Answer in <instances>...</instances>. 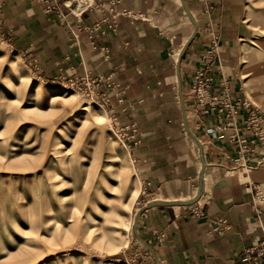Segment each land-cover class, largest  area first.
<instances>
[{
	"label": "crops",
	"instance_id": "1",
	"mask_svg": "<svg viewBox=\"0 0 264 264\" xmlns=\"http://www.w3.org/2000/svg\"><path fill=\"white\" fill-rule=\"evenodd\" d=\"M186 2L199 31L183 56L181 74L188 122L204 146V191L191 204L145 209L139 232L163 264H242L245 248L264 235V198L257 195L264 196V143L247 129V109L230 124L217 108L204 112L192 91L194 74L218 29L222 51L209 71L214 87L223 93L228 84L234 95L243 94L228 30L239 8L227 7L228 0ZM61 3L64 12L49 9L45 0H5L1 28L42 78L89 75L106 81L99 84L110 112L135 134L129 145L145 196L142 206L194 198L202 159L198 142L184 125L177 65L195 25L183 1L94 0L93 9L78 12ZM209 21L214 29L207 28ZM215 126L221 127L216 134L210 131ZM234 134L255 142V150L242 161ZM158 231L164 232L161 241Z\"/></svg>",
	"mask_w": 264,
	"mask_h": 264
},
{
	"label": "rangeland",
	"instance_id": "2",
	"mask_svg": "<svg viewBox=\"0 0 264 264\" xmlns=\"http://www.w3.org/2000/svg\"><path fill=\"white\" fill-rule=\"evenodd\" d=\"M84 1L50 0L61 12V2L70 12L94 4ZM227 5L239 8L228 27L239 91L264 127V0ZM70 79L42 78L0 24V264H159L130 232L145 199L140 192L128 202L139 187L135 134ZM64 90L70 94L54 99ZM83 104L92 110L81 111Z\"/></svg>",
	"mask_w": 264,
	"mask_h": 264
},
{
	"label": "built area",
	"instance_id": "3",
	"mask_svg": "<svg viewBox=\"0 0 264 264\" xmlns=\"http://www.w3.org/2000/svg\"><path fill=\"white\" fill-rule=\"evenodd\" d=\"M45 1L47 2V7L49 9L55 7L50 0ZM203 1L206 2V0ZM93 6L94 4L89 3L86 8L93 9ZM218 37L219 36L215 32H212V47L206 52L202 66L197 70L193 77V93L196 95L197 101L202 106L204 112H208L210 108H217L221 113L225 114V116L229 119L228 122L230 124L238 119L242 110L247 109L248 114L245 118L247 129L254 133L255 140L257 139L264 143V127L262 125V115L260 111H258L256 107L252 106L246 98L244 99L240 96L234 95L230 85L224 84L222 88L223 93L217 92L214 87L213 76L209 73V71L212 69L214 57L218 54ZM70 80H73L72 84H76L80 89H84L85 92L88 95H91L95 100L102 102L103 105L107 104L108 100L104 97L105 94L102 93L99 84L101 80L106 83L103 78L85 75L81 77H72ZM81 85L85 86V88ZM220 128V126H215L211 128L210 131L216 134ZM232 138H237L241 145L239 161L244 160L245 153L253 151L256 148L253 145L254 140H249L247 137L234 134L232 135ZM257 195L258 200L259 198H264L259 191L257 192ZM163 237L164 232L158 231V240H163ZM149 252L151 251L149 250ZM240 262L242 264H264V235L255 245L245 248L240 256Z\"/></svg>",
	"mask_w": 264,
	"mask_h": 264
},
{
	"label": "water",
	"instance_id": "4",
	"mask_svg": "<svg viewBox=\"0 0 264 264\" xmlns=\"http://www.w3.org/2000/svg\"><path fill=\"white\" fill-rule=\"evenodd\" d=\"M182 1H183V4H184L192 22L195 25V29H194L192 35L190 36L189 40L186 42L185 46L183 47V49L179 55V59H178L177 70H178V76H179V96L181 99V107H182V112H183L185 128L193 136V138L198 142L199 147H200V153H201V159H202V169L200 172L199 191H198V194L194 198L189 199V200L167 201V202H162V201H158V200L149 201L145 206L141 207L135 215V221L133 224V231L135 233V236L155 255V257L157 258V260L159 261L160 264H163V262L158 258L155 250L152 248V246L145 240V238L139 232V223H140L141 215L145 209H148V208H150L154 205H157V204H163V203L164 204H191V203L196 202L201 197V195L203 194V191H204V172H205V168H206V160H205V156H204L203 143H202L201 139L197 136V134L192 130V128L190 127L189 122H188V112H187L186 102L184 99L183 80H182V74H181V61H182L183 56L186 52V49L188 48L191 41L195 38V36L197 35V33L199 31V23H198L196 17L194 16V14L192 13V11L190 10L186 0H182Z\"/></svg>",
	"mask_w": 264,
	"mask_h": 264
},
{
	"label": "bare ground",
	"instance_id": "5",
	"mask_svg": "<svg viewBox=\"0 0 264 264\" xmlns=\"http://www.w3.org/2000/svg\"><path fill=\"white\" fill-rule=\"evenodd\" d=\"M86 1V0H85ZM84 1V2H85ZM37 89H38V91L40 92V93H46L47 91H48V89H46V87H45V84H42V83H40V84H38L37 85ZM70 93L67 91V90H64V91H62L60 94H57L55 97H54V99H56V100H60L61 98H63V97H65V96H68ZM72 97V95H70V98ZM92 109H91V106L90 105H86V104H83L82 106H81V111H91ZM104 118H105V116H100L99 117V121H101V122H103L104 121ZM131 161V160H130ZM131 165H132V167L134 168V166H133V163H132V161H131ZM135 169V168H134ZM135 175H136V173H135ZM137 177V176H136ZM137 181H138V184H139V187L138 188H136V189H134L133 191H132V193L130 194V196L128 197V202H129V205L130 206H132V204L134 203V201L136 200V198H138V196H139V193H140V185H141V182H140V180L137 178ZM133 223L132 224H130V232H132L133 230ZM133 234H134V232H133ZM130 237V236H129ZM127 243H128V240H127V242L125 243V246L127 245Z\"/></svg>",
	"mask_w": 264,
	"mask_h": 264
}]
</instances>
